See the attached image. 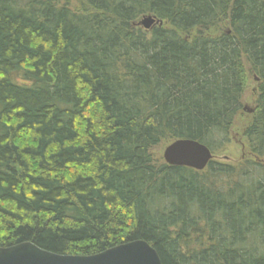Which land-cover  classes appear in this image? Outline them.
I'll list each match as a JSON object with an SVG mask.
<instances>
[{
	"label": "trees",
	"instance_id": "obj_1",
	"mask_svg": "<svg viewBox=\"0 0 264 264\" xmlns=\"http://www.w3.org/2000/svg\"><path fill=\"white\" fill-rule=\"evenodd\" d=\"M249 78L247 152L217 162ZM183 139L203 171L153 156ZM135 240L161 264H264V0H0V247Z\"/></svg>",
	"mask_w": 264,
	"mask_h": 264
},
{
	"label": "water",
	"instance_id": "obj_2",
	"mask_svg": "<svg viewBox=\"0 0 264 264\" xmlns=\"http://www.w3.org/2000/svg\"><path fill=\"white\" fill-rule=\"evenodd\" d=\"M161 26L156 18L145 16L140 22L142 29ZM245 110V109H243ZM251 113V111L249 112ZM163 162L169 166L203 171L212 159L211 152L191 140H175L163 150ZM0 264H161L155 250L145 241H131L109 248L92 256H60L38 249L32 243L0 247Z\"/></svg>",
	"mask_w": 264,
	"mask_h": 264
},
{
	"label": "rangeland",
	"instance_id": "obj_3",
	"mask_svg": "<svg viewBox=\"0 0 264 264\" xmlns=\"http://www.w3.org/2000/svg\"><path fill=\"white\" fill-rule=\"evenodd\" d=\"M142 19H139L136 22V29L144 30L140 26V22ZM156 26V25H155ZM144 32V31H143ZM148 33V31H147ZM245 95L242 102V111L239 116V118L236 120L235 124L233 125V128L230 133V142L228 146L226 147L225 151L222 154H219L215 157V161H221L226 163H237L239 160H241L242 157L245 156L247 149H246V141L242 137V130L245 127V125L250 120V111L254 108V99L257 95L256 92V80L253 78L248 79V83L245 89ZM245 109V110H243ZM166 146L160 145V147H157L153 149L152 153L155 159L162 160L163 161V150Z\"/></svg>",
	"mask_w": 264,
	"mask_h": 264
}]
</instances>
